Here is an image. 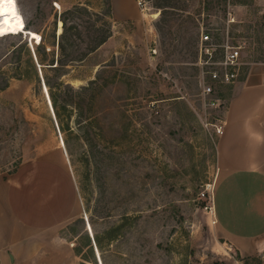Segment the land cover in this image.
Returning a JSON list of instances; mask_svg holds the SVG:
<instances>
[{"label":"rangeland","instance_id":"1","mask_svg":"<svg viewBox=\"0 0 264 264\" xmlns=\"http://www.w3.org/2000/svg\"><path fill=\"white\" fill-rule=\"evenodd\" d=\"M133 1L131 9L111 0L113 35L105 45L58 73L46 70L52 83L76 91L96 79L104 87L93 112L76 109L66 135L35 53L43 38L48 51L58 44L63 14L76 6L99 15L82 19L105 24L108 0H14L19 19L9 27L0 13V86L9 83L0 89V178L25 186L29 218L58 213V224L38 228L33 240L45 249L53 241L63 264L99 262L97 235L112 251L108 264H264V247L240 251L214 208L226 175L218 129L251 68L264 65V0H173L168 7L145 0L144 12ZM120 5L128 18L116 14ZM203 31L218 45L244 46L239 80L213 84L212 96H204L203 71L187 45ZM66 139L89 164L72 165ZM111 235L118 239L109 242Z\"/></svg>","mask_w":264,"mask_h":264},{"label":"crops","instance_id":"2","mask_svg":"<svg viewBox=\"0 0 264 264\" xmlns=\"http://www.w3.org/2000/svg\"><path fill=\"white\" fill-rule=\"evenodd\" d=\"M126 1L132 9L134 1ZM115 12L123 19L130 15L121 5ZM219 156L226 175L214 198L217 221L240 251L264 247V65L251 68L230 103ZM28 203L22 183L0 178V264H61L53 241L45 249L33 240L38 228L58 224V213L29 218Z\"/></svg>","mask_w":264,"mask_h":264},{"label":"trees","instance_id":"3","mask_svg":"<svg viewBox=\"0 0 264 264\" xmlns=\"http://www.w3.org/2000/svg\"><path fill=\"white\" fill-rule=\"evenodd\" d=\"M108 12L105 17L108 18V21L102 26H97V22H93L91 20L82 19L83 16H99L98 14H93L89 11L88 7L76 6L73 10H69L63 14V32L59 37L58 44H51V50L48 51L46 45H44V38L42 39V44L38 47V51L36 54V59L39 65H41L42 72H45V85L48 89V95L51 102V107L54 111V115L58 122L59 128L65 135L72 132L71 128V120L73 118V114L76 109H80L82 111L84 105L89 106V111L93 112L95 108V103L98 97L103 93V86L100 79H96L91 82V84L87 87H82L80 90L76 91L71 85H66L63 82L52 83L50 77L46 73V70L51 72H60L62 69H67L70 65H73L76 62H81L85 60L90 54L96 52L99 48L105 45L112 37V27L111 22L109 21L112 18V4L111 0H108ZM170 2L173 0H166L161 6L165 5L168 7ZM174 8L179 9L178 2L173 4ZM162 9V7H160ZM165 12H163L164 16ZM176 16V14H173ZM177 18V17H176ZM75 19H80L83 24H73L71 22L75 21ZM179 19V18H177ZM170 22V19H164L163 23L166 25ZM161 23V22H160ZM165 25H160L158 28L159 31L165 30ZM85 28V32H87V36L85 37V32L82 31V28ZM169 33H171L169 31ZM201 37V32L199 33ZM75 38V39H74ZM78 39V40H76ZM57 43V42H56ZM200 40L197 43H193V40L189 42L187 45L190 48L195 49L196 60L192 63H196L199 58V47ZM57 46V51H56ZM44 51V53H42ZM59 51V53H58ZM57 52V55H55ZM165 54L168 53V50L164 51ZM52 57L51 60H48L46 57ZM9 87V83L4 86H0V89H6ZM91 92L89 98L84 97V94ZM82 118L88 116L82 112ZM65 144L68 150V154L70 156V160L72 165L79 164L81 162H85L89 164L88 158L76 159L74 156V151L72 150L69 141L66 139ZM92 226V225H91ZM118 239L117 236L111 235L109 238V242ZM96 247L97 251L101 256L102 264H108L107 256L110 252H112L108 247L107 241L102 237L97 235L96 238ZM96 250V249H95ZM90 262V261H89ZM84 264V263H81ZM91 264H99L96 260L91 261Z\"/></svg>","mask_w":264,"mask_h":264},{"label":"built area","instance_id":"4","mask_svg":"<svg viewBox=\"0 0 264 264\" xmlns=\"http://www.w3.org/2000/svg\"><path fill=\"white\" fill-rule=\"evenodd\" d=\"M138 5L144 12L145 0H138ZM243 47L230 46L229 44L218 45L210 34L204 31L201 33L198 47L199 58L196 64L203 71L200 86L204 96H212L215 93L213 84L229 85L239 80L244 66L242 61ZM224 129L225 126L218 129L220 136L224 134Z\"/></svg>","mask_w":264,"mask_h":264},{"label":"snow or ice","instance_id":"5","mask_svg":"<svg viewBox=\"0 0 264 264\" xmlns=\"http://www.w3.org/2000/svg\"><path fill=\"white\" fill-rule=\"evenodd\" d=\"M4 5H7L8 7L5 8ZM0 13L8 14V15L15 17L16 14H15L14 0H0ZM16 19H19V18L16 17Z\"/></svg>","mask_w":264,"mask_h":264},{"label":"bare ground","instance_id":"6","mask_svg":"<svg viewBox=\"0 0 264 264\" xmlns=\"http://www.w3.org/2000/svg\"><path fill=\"white\" fill-rule=\"evenodd\" d=\"M15 14H18V12L16 10H15ZM6 21H7V23H6ZM16 22H18V19L13 18V16H11V15L4 14L3 24H5L6 27H9V25H12V24H16ZM88 229H89V227H88Z\"/></svg>","mask_w":264,"mask_h":264},{"label":"water","instance_id":"7","mask_svg":"<svg viewBox=\"0 0 264 264\" xmlns=\"http://www.w3.org/2000/svg\"><path fill=\"white\" fill-rule=\"evenodd\" d=\"M44 90H45L46 95H47V97H48L47 91H46V89H45V84H44ZM47 99H48V102H49V105H50V100H49V98H47ZM50 107H51V105H50ZM54 116H55V115H54ZM55 120H56V117H55ZM56 125H58V124H57V120H56ZM58 128H59V126H58ZM88 227H89V225H88ZM95 249H96V251H97V247H96ZM97 257H98V261H99V263L101 264V260L99 259V255H97Z\"/></svg>","mask_w":264,"mask_h":264}]
</instances>
